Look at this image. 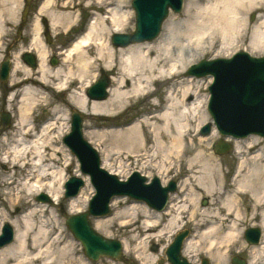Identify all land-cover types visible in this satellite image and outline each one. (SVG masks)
<instances>
[{
  "label": "bare ground",
  "instance_id": "obj_1",
  "mask_svg": "<svg viewBox=\"0 0 264 264\" xmlns=\"http://www.w3.org/2000/svg\"><path fill=\"white\" fill-rule=\"evenodd\" d=\"M130 1L63 0L60 5L46 0L35 16L30 46L20 52L36 53L38 69L32 72L28 65L25 66L19 58L20 53L13 59L5 96L15 122L12 132L5 135L3 144L2 140L0 142L4 148L0 146V161L7 166L8 173L2 178L7 182L6 189L16 185L18 191L8 201L17 212L26 208L28 212L17 214L11 223L6 222L16 229V236L12 244L0 249V264L84 263L77 246L56 218L55 210L43 203L37 205L31 199L35 192H43L56 204L62 201L69 160L67 162L68 147L61 140L70 129V107L86 115L122 121L102 124L101 131L97 132L104 169L120 177L134 168L146 173L155 170L164 178L163 183L172 173L185 178L179 191L171 195L163 214L152 213L146 205L142 211L132 208L116 213L117 220H127L120 227H131V232H139L132 236L133 241H164L170 234L168 245L161 248L165 253L175 233L186 227L184 220L188 218L189 222L196 223L193 236L183 246L182 253L189 261L193 257L191 254L205 246V254H209L214 264H228V255L235 249L248 252L247 264H264V142L255 137L236 140L237 162L231 165L229 162L230 167L225 170V163L217 159V153L216 156L209 154V138L200 134L201 142L195 141L200 124L209 121L208 115L201 114L200 107L204 105L199 100L206 84L203 85L200 75L185 73L210 53L215 58L225 55L228 58L241 46H246L251 54L264 52V0H187L184 14L170 19L156 40L114 48L110 40L112 35L126 31L132 19L130 15L134 9L130 13ZM21 2L0 0V37L17 23ZM91 7L98 13L94 14L85 32L73 45L61 51L63 59L59 67L50 66V51L42 40V33L49 28L42 21L51 22V33L58 32L62 25L63 33L69 35L81 22L77 10ZM255 13L258 16L252 25L247 17ZM5 24L7 30H4ZM203 60L214 66V60ZM96 64L115 74L114 86L109 91L111 95L105 99L86 96L96 79L93 70ZM4 67H11V61L8 60ZM244 76L252 80L251 86H258L259 92L263 89L262 69L245 70ZM50 85L56 90L71 87L67 102L70 111L63 112L59 106H54L52 116L37 123L40 106L54 104L39 89ZM139 103L148 105V112L137 111L135 107ZM132 111L135 113L130 115ZM137 115L138 119H134ZM10 122V117L4 119V124ZM98 126L95 125L96 129ZM215 130L210 138L217 136ZM195 149L197 154L191 156ZM76 172L79 175L78 168ZM17 174L23 176L21 183L14 179ZM5 194L10 195V192ZM88 195L70 199L69 212L82 213ZM204 196L211 197V203L202 210L198 201ZM162 218L167 220V225L154 235ZM257 220L253 227H259L262 237L258 245L250 246L244 242L243 224ZM106 223L109 222L98 220L96 228L108 234ZM122 244L125 254L122 257L128 260L129 244L124 241ZM142 250V255L146 254L145 246ZM141 258L136 257L141 264L151 263V256ZM122 264L126 263L122 261Z\"/></svg>",
  "mask_w": 264,
  "mask_h": 264
},
{
  "label": "rangeland",
  "instance_id": "obj_2",
  "mask_svg": "<svg viewBox=\"0 0 264 264\" xmlns=\"http://www.w3.org/2000/svg\"><path fill=\"white\" fill-rule=\"evenodd\" d=\"M40 1L41 0H30L31 5H30V10L28 12V20H27L26 24H24V26H22V24H20V22H21L20 18H21V14L24 11V6H25V2H26V1L22 0V2H21L22 8L20 10V15H19V19L17 21V24H14V25L10 26V28L6 27V28H8V32H7L6 36L1 40V42H2V62L5 59V55H6V52H7L8 48L11 49L12 56L14 55V57H16L22 50H27V48L30 46V43L29 42L28 43H25V39H28L29 38L30 39V42H31V37H32V33H33L32 32V30H33L32 25H33V22H34V19H35V12L37 10V9H35V7H36V5ZM183 1H184V5H183L181 11L179 13H172V12H170V14L168 15V17L164 21L163 26H162V32H161L160 36L163 33L165 24L170 19L177 18V17L182 16L184 14L185 7H186V4H187V0H183ZM44 2H42V4ZM54 2L59 3L61 5L63 3V0H54ZM89 2H93V0H90ZM129 7H130V13H131V11H132V0L130 1ZM55 9H57V8L55 7ZM82 10H84V11H82ZM88 10H89V12H88ZM78 11H80V12H78ZM95 11H96V8L95 7H91L89 9H86V8L85 9H82V8H80L79 10H77V12L79 14V19L81 18V24L79 26V29L74 30L69 35L63 33V30L61 29V26H62L61 25L60 26V29L55 34L51 33V31H50V35H49V39L51 40L50 43L47 42V39H46L45 36H42V39L44 41L45 46L50 51V57H49V60H48V63H49L50 66H52L51 65V62H52L53 58H55V57L58 59V63H59L57 66H60L61 65V59L62 58H60V56H59L60 55V52H61L60 50L64 49L65 48L64 46H66L67 42L73 36H75L78 32H80V29H82V23L88 17L87 16L88 13H93ZM36 15H38V12L36 13ZM130 16L132 18L131 21H130V24L128 25V27H126L127 30L123 32L126 35L132 34L136 30V27H135V25H136V19H135V16H134V12ZM257 16H258V13L252 14L251 16L247 17L248 18L247 19V22H250L253 25L255 23V19H256ZM42 17H45V16H42ZM42 23H43V25L45 27H48L49 30H50V28H51V22H48L46 20L44 22L42 21ZM6 28L4 30H7ZM44 33H45V31H44ZM11 46H12V48H11ZM243 48H244V46H241L240 47V49H242V50H243ZM236 52H238V49L237 48L235 49L234 53H236ZM23 55H25V53H20L19 54V58H20L21 62L24 63V61L22 60ZM252 55L255 56V57H262V56H264V52H262V53H253ZM224 57H226V55ZM224 57L223 56H220L219 58H215V55L212 56L211 53H210V54L206 55L202 59H208V60L209 59L210 60L214 59L215 60V59H220V58H224ZM198 62H199V60L197 62H195V63H198ZM11 66H12V69H13V63L11 64ZM52 67H55V66H52ZM93 70L95 71L96 80H99L100 78L102 79L103 76H107L108 77V80L110 81L109 82L110 83V89L114 86V84H113V78L115 77V74L113 72L107 71L106 69H104L103 67H101L100 64H96L93 67ZM185 73H187V70H186ZM19 76H21V75H19ZM19 78L21 80L23 79V77H19ZM201 81H202V83H204L203 85H205V84L206 85L203 86V90H204L205 93L200 94V98H199V100L203 102L202 105H204V106H201L200 107V109H201L200 111H201V114L205 113L206 115H208L207 118L209 119V121L208 120H204L205 122H203L202 124H200L201 126L199 127V130H198L199 134L196 136V140H195L196 142L197 141L198 142H201L200 131H201V128L205 125L204 123H206V124L207 123H211L213 129H216L213 126V120L210 117V115L208 113V109H207L208 102H209V99H210L209 86L211 85V83H212L213 80H212L211 77H205V78H201ZM4 87H5L4 84L0 82V142L2 140V144L4 142L3 139L5 138V135L6 134L9 135L12 132V129L14 128V122H15V117L13 115L14 114L13 113V110H9L10 108L6 104L5 95L3 94L5 92H7L8 89H5ZM76 87L79 88L78 85H76ZM49 88L47 89L46 87H44V88H39V89L42 90L54 102V104H51V105L45 104L43 106H40L39 110L37 111L38 116H39L38 120H36L37 123L38 122H41L43 120H46L48 118H50L52 116L51 115V111H52V108L54 106H59V108L61 110H63V112H65V110L68 109L67 102H68V97L70 96V92H65L64 90H62L63 88L61 89V87L58 90H53L52 89V86L49 87ZM110 89H109V91H110ZM51 90H53L54 92L53 91L51 92ZM1 93H2V97H1ZM109 95H111L110 92H109ZM135 108H137V111L138 110H141V109H144L145 111H147L148 110V105H145L143 103H139V104L136 105ZM3 113L9 114L12 117L11 125L8 128H6V129L2 127V116H3ZM134 113H135V111H132L130 113V115H133ZM69 115H70L69 116V119L71 120V114H70V112H69ZM138 117H139V115H137L134 119H136V118L138 119ZM198 117H199V115H198ZM116 121L117 122H120L121 120L120 119H115V120L112 121L108 117L96 116V115H89V114H87L86 117H85V119H84V127L86 129V132L85 133L86 134L87 133H91V134L95 133V135H96V136L93 137L91 135L89 136V134L88 135H85L84 134V137L91 144V146L98 151V154H99L101 163L103 162L102 157H104V155H103L101 149H99V146H98L99 140L97 138H98V134L99 133H97V132H100L101 131L100 126L102 124H108L109 122L115 123ZM128 123H131V122H128ZM95 125H99L98 126L99 128L96 129ZM198 125H199V123H197V126ZM213 129H212V131H213ZM69 132H70V130H69ZM216 133H217L216 134L217 136L214 137V138H210L211 137V134L208 135V136H206L207 138H209L208 139L209 140V144H208L209 154H213L214 156H216V153L214 151V148L221 141V139H223L219 135V133L217 131H216ZM60 138H61V136H60ZM259 138L260 137H258V140L261 141L262 139L261 138L259 139ZM63 139H64V137L62 138L61 142L64 145ZM240 141H243V140H240ZM263 141L264 140H262V142ZM262 146L264 147V143H263ZM1 147H2V150H3L4 149L3 148V145ZM245 147H246V145H245ZM67 150H68V152H67V154H68V156H67V162L69 160V163L66 166L67 179L65 180V183L69 179H72V178H78V179H80L82 181L83 186L80 187V192H79V194L76 197H79V196H84L85 197L87 193L89 194L88 195V199H87L86 207L82 211L84 213V212L88 211L89 203H90L92 197L95 194V189L92 186V184L90 182V177L88 175H85L84 173H82V171H80V173L78 175V173L76 172V169L78 168V170H79V164H78L77 160L75 159V157L71 154V152H69V149L68 148H67ZM235 151H236V149L233 146V148L231 149V151L229 152V154L224 155V156H218L217 157V159H222L224 161V163H225V167H224L225 170H228V167H230L231 163L233 164V163H236L237 162V158L235 156ZM197 152H198V150L195 149V150H193L190 153V155L191 156H195L197 154ZM229 162H230V165H228ZM102 167H103V164H102ZM6 168H7V166H5L4 164H2L1 161H0V232H1V229H2V226L3 225L9 224V223H6V222H10L11 223V221L13 220V218H15L16 216H18L19 213L23 212L21 214L25 215L28 212V211H26L27 208L24 209V210H22V211L19 210V212H17L16 209H15V206L12 204V202H9L8 201V198H13V194H15L18 191L16 190V185L10 187L9 190L6 189L7 188L6 187L7 182H5L3 180L4 179L3 178L4 177L3 174L5 172L8 173V171H7ZM106 171H108L109 173H111L113 175H116L120 180H123V181L124 180H127L135 172H138L141 176L146 177L148 179V181H147L148 183H151L152 179L155 178V177L156 178L158 177L160 179V181L162 182V184H164V186H166L170 181H174L178 185V189L176 190V192L179 191V185L185 179V178H182L181 174L179 175L178 173H172L165 180V183H163L164 178H162V176L159 177L158 176L159 173L157 171H155V170H153L151 172L150 171H147L150 174L149 175L146 172H139V170H136L134 168V169L128 170V172L122 174V175H125V177H120L117 174H115V173H113L112 171H109V170H106ZM8 175H10V173ZM11 175H13V174H11ZM22 177L23 176L21 174H17V175L14 176V179H18V183L19 182L21 183ZM161 178H162V180H161ZM74 188L75 187L72 186L70 189L72 190ZM6 192H10V195H6L5 194ZM64 192H66L65 191V188H64ZM43 195H45V194L44 193H41V192L40 193L35 192V194L31 197V199L33 201L32 200L31 201L33 203L37 204V205H40L41 203H43L45 205H49L50 206L49 209L52 208V209L55 210L56 218L62 224V228L66 231V233L68 234V236L70 237V239L73 240L74 245L77 246V250L79 252V255L84 260V263L83 264H122V262H120V261H114L113 259H110V258H107V257H101L98 261H92V260L88 259L86 257V255H85V252H84V249H83L82 244L74 237V235L72 234V232L67 227L66 221H67L68 217H70L71 215H77V213H70L69 212V210H68V202H69V200H67L65 198V193H63V195H62V201L59 204H56L54 201H52V198L51 197L48 198V203H44L43 201L38 200ZM206 200L208 201V203L206 205H204L203 203ZM27 201H29V200H26V202ZM115 201L117 202L118 207H117V204L114 205V202ZM169 202H170V199L168 201V204H169ZM210 203H211V197L204 196V197H202L198 201V206L203 210L204 208L209 207L210 206ZM168 204H167V206H168ZM144 206H145L144 203L138 202L136 200H132V199L130 200V199H127V198H116V199H114V201L112 202V204H110V213H111V215L108 218L95 219V220L94 219H91L92 224H93V227L95 228V230L99 234L103 235L104 237H107L109 239L111 238L112 240H118V241H121V242H123V241L124 242H128V244H129V250H128L129 253H128V255H126L127 258H130V259H132L134 261H137V259H136L137 256H141L142 257L141 259H143V260H144L145 257L149 258V256H151L152 258H151V263L150 264H159V261L160 260H164L163 264H168L167 263V260H166L165 253H163L161 251V248H162V246H165V245L167 246L168 245V244H166V241H167V239H170V234H168L167 236L164 237L165 238L164 241L149 240L146 243L140 242V240L133 241L132 240V236H137V234L139 232H131V230H133V228H131V227H128V228H122V227H120L121 226V223L123 221H127V220H122V219L117 220L116 219L117 217L115 215H116V213L118 211L122 212L124 210L132 209V208H138L140 211H142L144 209ZM167 206H166V208L164 210L167 209ZM150 210H152L153 211L152 213H154L156 215H160L161 213L162 214L164 213V210L161 213H159V214L156 212V210L155 211L153 209H150ZM140 216H141V214H140ZM3 219H6V220L3 221ZM140 219H142V218L140 217ZM98 220H102V222H109V223H106V229L108 230L107 232H109L108 234H106V232L104 231V229L101 230V229L96 228V223H97ZM160 221H161V223L158 224L157 227H155L156 230L153 232L154 235H158L161 232V230L164 227V225H167L166 224L167 223V220L165 218H162ZM257 222H258V220L255 221V222H253V223L250 222V221H248V222H245L243 224V229H245L244 236H245L246 230H248L251 227H253L254 223H257ZM184 224H187L186 227L184 229L176 232L175 233V237H176V235L178 233H180V232H182L184 230H189V229H192L193 230L195 228V224L196 223L193 224V223L189 222V219L188 218H186L184 220ZM107 235H109V236H107ZM192 236H193V233H192ZM175 237L171 238L170 243L174 241V238ZM196 241H199V239L196 240ZM244 242L247 245H249L246 242V240H244ZM144 246H145L146 254L142 255V252L144 251V250H142V248ZM205 250H206L205 249V246H203L202 248L197 249V252H194L193 254H191L193 257L190 260L191 261L190 263L200 264V262H201L202 259H208V261L210 262V264H214L213 260L209 256V254H205ZM233 257H238L240 259H243V260L247 261L248 260V252H242L240 249L233 250L228 255V262H227L228 264H231V259ZM153 258H155V260H153ZM188 261H189V259H188ZM138 263L141 264L139 261H138Z\"/></svg>",
  "mask_w": 264,
  "mask_h": 264
},
{
  "label": "water",
  "instance_id": "obj_3",
  "mask_svg": "<svg viewBox=\"0 0 264 264\" xmlns=\"http://www.w3.org/2000/svg\"><path fill=\"white\" fill-rule=\"evenodd\" d=\"M134 7L137 12V31L133 35H115L113 37V44L116 47H127L133 43L144 42L156 38L161 31L162 22L168 15V9L171 7L174 12H179L182 7V0H135ZM239 58L247 64V71L257 72L258 69H262L264 72V58L256 59L250 58L244 54H239L234 60ZM222 63H224L222 68L228 70L231 75L234 76L233 61H222ZM208 67L209 65L204 63L200 67L195 68L196 74L199 73L198 75L200 76L204 75ZM191 74L194 73L191 72ZM213 75L219 83L218 76L215 73H213ZM256 76L257 75L253 78L255 79ZM218 83L211 89L213 97L210 108L214 106V110H211L210 113L216 121L219 132L222 135L233 136L235 138H241L253 132L260 134L259 131L255 130L256 128L254 125L249 124L252 119L254 123H256L255 119L263 118L264 120V104L261 99L262 93H258L260 89L242 90L239 89V84H235L227 88L223 87L221 89L224 90L220 91L218 89ZM108 87L109 81L103 76V78L88 91V96L91 99H105L108 97L106 93ZM228 92L235 93V98H228L225 100L224 95ZM218 95L221 97H218ZM229 104H231L232 107L228 106ZM241 110L247 112L242 115ZM73 120V132L69 138L72 139L74 137L75 139L72 141L74 145L69 144V146L82 158V164L88 166L89 172L87 173H89L91 182L96 189V196L90 203L89 211L69 217L67 226L76 239L82 243L86 255L91 260L97 261L101 256H106L118 259L126 264H136L122 257L120 242L106 239L93 229L89 221V216L102 217L108 215L109 203L114 196H128L145 201L150 207L161 211L167 203L168 193L174 191V187L162 188L158 180H154L152 184L147 185L146 178L140 176L138 173H135L129 181L122 182L118 180L116 176L101 169L96 151H94L82 138V116L75 113ZM210 130V126L206 127L203 134L208 135ZM261 135L264 134L261 133ZM230 148L229 144L221 142L216 146L215 151L219 155H224L229 152ZM83 170L86 172L85 169ZM72 186L75 187L74 191L70 190ZM81 186H83L81 180L76 178L71 180L67 197L77 195ZM43 199L46 200L47 198L43 197ZM203 204L206 205L207 201H204ZM3 233L0 239V247L4 245V243L10 242L12 239V229L10 226H6ZM187 234V232L180 233L168 249L167 256L171 264H189L186 259L181 256L182 242ZM259 238L260 233L257 230L251 229L247 232V239L250 244L258 243ZM202 264L209 263L207 260H203ZM232 264L246 263L238 258H234Z\"/></svg>",
  "mask_w": 264,
  "mask_h": 264
},
{
  "label": "flooded vegetation",
  "instance_id": "obj_4",
  "mask_svg": "<svg viewBox=\"0 0 264 264\" xmlns=\"http://www.w3.org/2000/svg\"><path fill=\"white\" fill-rule=\"evenodd\" d=\"M45 0H41L35 7L36 12H35V16H36V13L39 11V9L42 7V2H44ZM39 8V9H38ZM33 18V17H32ZM34 19V18H33ZM46 21V20H43V22ZM48 28V27H46ZM0 71H1V65H2V48L0 49ZM1 82V81H0ZM2 83V82H1ZM1 97H2V93H1Z\"/></svg>",
  "mask_w": 264,
  "mask_h": 264
}]
</instances>
